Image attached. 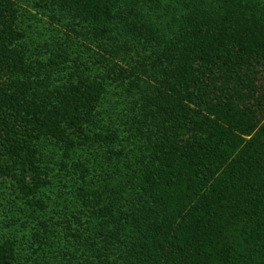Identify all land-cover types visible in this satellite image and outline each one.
Returning <instances> with one entry per match:
<instances>
[{
  "label": "trees",
  "instance_id": "1",
  "mask_svg": "<svg viewBox=\"0 0 264 264\" xmlns=\"http://www.w3.org/2000/svg\"><path fill=\"white\" fill-rule=\"evenodd\" d=\"M0 180V264H264V0H0Z\"/></svg>",
  "mask_w": 264,
  "mask_h": 264
},
{
  "label": "rangeland",
  "instance_id": "2",
  "mask_svg": "<svg viewBox=\"0 0 264 264\" xmlns=\"http://www.w3.org/2000/svg\"><path fill=\"white\" fill-rule=\"evenodd\" d=\"M9 187L8 182L0 180V214L2 218L4 216V211L7 209L5 196H7V193L10 191Z\"/></svg>",
  "mask_w": 264,
  "mask_h": 264
}]
</instances>
